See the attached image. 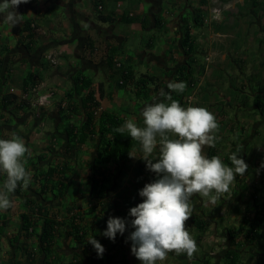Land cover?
<instances>
[{
    "label": "crops",
    "instance_id": "obj_1",
    "mask_svg": "<svg viewBox=\"0 0 264 264\" xmlns=\"http://www.w3.org/2000/svg\"><path fill=\"white\" fill-rule=\"evenodd\" d=\"M214 9L220 11L219 19L205 22ZM17 11L23 19L11 30L0 21V94L8 95L14 88L17 96L22 80L31 74L27 86L44 81L55 95L46 109H26L14 101L8 111L0 110V139H9L13 133L23 138L31 153L25 157L26 169L32 173L29 187H18L20 191L10 197L12 208L0 211V225L7 224L0 239V264H33L27 262V252L33 254L34 264H43V256L37 254L42 220H37L32 233L21 229L22 215L34 207L61 223L53 242L56 264H87L80 246L68 235L72 220L81 227L84 240L93 237L103 246L100 264H140L127 240L133 229L126 227L114 241L101 233L109 216L132 219L128 211L142 202L138 192L156 178L155 173L146 169L143 160L130 158L141 154L139 142L133 140L115 184L104 199L91 201L90 164L95 147L86 142L66 152L64 129L82 121L81 115L66 111V95L75 76L85 77L94 89L101 86L102 111L143 126L142 108L154 99L163 100L158 93L165 91L177 68L189 58L180 44L185 27L194 36L196 53L193 87L186 90L182 107H204L215 115L220 139L214 148H205L209 158L219 156L230 166L229 155L242 144L243 160L248 165L244 176H237L230 192L216 204L206 203L198 195L191 200L193 212L187 229L205 255L202 261L218 263L221 259L215 256L223 250L227 230L238 227L244 212L254 208L253 191L259 189L258 196L264 198V116L255 104L264 103V0H30ZM99 16L110 21H101ZM28 34L32 37L29 49L25 47ZM49 49L58 53L55 68L44 59ZM199 67H204L201 75ZM124 68H130L135 77L155 78L152 85L147 84L151 91L143 99L136 98L132 85H121ZM190 94L194 97L187 104L185 98ZM158 152L159 147L150 158L155 160ZM55 165L72 168L61 196L57 189L41 193V175ZM113 170L114 166H105V171ZM4 179L0 174V187ZM196 224H205L203 234ZM242 258L245 264L248 254ZM196 260L195 256L189 261L185 255L169 253L162 264H194Z\"/></svg>",
    "mask_w": 264,
    "mask_h": 264
},
{
    "label": "clouds",
    "instance_id": "obj_2",
    "mask_svg": "<svg viewBox=\"0 0 264 264\" xmlns=\"http://www.w3.org/2000/svg\"><path fill=\"white\" fill-rule=\"evenodd\" d=\"M29 2L2 0L0 21L10 30L19 25L23 16L17 8ZM167 88L180 94L185 91L186 83L170 81ZM158 95L163 100L154 99L141 110L143 126L127 119L113 130L139 142L141 154L130 158L143 160L156 178L139 190L142 202L128 211L132 219L109 216L106 230L101 233L114 241L118 233H125L126 227L133 229L127 240L131 241V254L140 264H162L169 253L185 255L191 261L199 250L187 229L193 212L192 197L198 195L206 203L216 204L230 192L236 177L244 176L248 169L240 156L242 144L229 155L232 166L219 156L206 155L205 148H214L220 139L216 135L219 125L212 112L204 107H182L163 89ZM157 147L159 152L153 160L150 157ZM26 155L31 153L22 137L13 133L9 139H0V174L5 177L0 187V211L12 208L10 197L18 187L27 189L32 182V173L26 169ZM87 243L98 257L102 256L104 248L96 239L90 237Z\"/></svg>",
    "mask_w": 264,
    "mask_h": 264
},
{
    "label": "trees",
    "instance_id": "obj_3",
    "mask_svg": "<svg viewBox=\"0 0 264 264\" xmlns=\"http://www.w3.org/2000/svg\"><path fill=\"white\" fill-rule=\"evenodd\" d=\"M97 8V4L94 5ZM101 21H110L106 17L99 16ZM196 18V23H198ZM29 29V24L25 26ZM181 48L183 54L189 57L185 65L180 66L175 71V76L172 82H185L186 88L183 93L177 94L171 92L167 86L165 92L172 95L173 99L179 101L181 106L184 104V97L186 90L193 87V69L194 55L196 53L194 36L190 34L188 27L183 28L181 31ZM31 35L26 36L27 45L31 43ZM204 72V67L198 68V74L201 75ZM169 73L168 75H170ZM33 76L28 74L24 77L21 83V90L26 91L27 85L31 82ZM257 81V78H256ZM155 82L154 77L141 75L135 77L130 68L121 69V85H132L133 94L138 99H143L151 91V88L147 87V84L152 85ZM35 84V83H34ZM164 86V85H163ZM158 87L154 88L157 91ZM103 97V91L101 86L98 85L96 89L92 87L91 80L85 77L75 76L73 78V86L66 95L68 98V105L65 106L66 111L71 115H81L82 121L78 126L70 125L64 129L67 135V147L66 152L74 150L75 147L85 144L86 142H93L95 147V153L93 160L90 164V169L93 175L90 187L89 197L90 200H102L106 197L108 190L115 184L119 177L120 166L126 163L128 154L133 146V140L130 136L116 134L113 130L116 127L121 126L124 122L119 116L107 112H96L100 107V100ZM74 98H78V102L74 101ZM19 103L18 97L8 94H0V110H9L14 101ZM183 100V101H182ZM22 103V102H20ZM24 108L26 104L22 103ZM255 104L260 111V114L264 116V103L255 101ZM26 109H30L29 107ZM264 142V137H263ZM236 146L232 150L235 151ZM243 159V151L240 154ZM43 160L44 157H39ZM231 166V161H228ZM112 165L114 170L112 172L105 171V166ZM72 168L65 165L50 166L46 173L41 175L42 190L41 193L48 189H57L59 196L63 195L67 189V174H70ZM20 188H17L16 192H19ZM259 189H255L251 195L254 208H248L244 212V216L240 221L238 227L230 228L226 233L225 249H223L217 256H220L218 263L216 264H243L242 254H248V259L245 264H264V198L259 197ZM264 194V192H262ZM261 193V194H262ZM42 220L41 232L39 234L37 251L38 255L43 256V264H56V258L53 251L54 239L59 234V228L61 223L55 218L47 216L43 213L40 207H34L26 214L22 215L21 229L25 233H32L36 227L37 220ZM6 222H1L0 225V239L3 235V229L6 227ZM205 224H196L197 229L201 234L205 232ZM68 235L71 236L77 245L81 248V254L87 261V264H100L101 259L97 256V253L88 240H84V235L81 227L74 223V220L67 226ZM95 239V238H94ZM97 240V239H96ZM98 241V240H97ZM99 242V241H98ZM223 255V256H221ZM215 256V257H217ZM27 262L33 261V254L27 252ZM209 260H204L200 264H210ZM17 264V263H16ZM71 264H75L71 263Z\"/></svg>",
    "mask_w": 264,
    "mask_h": 264
},
{
    "label": "built area",
    "instance_id": "obj_4",
    "mask_svg": "<svg viewBox=\"0 0 264 264\" xmlns=\"http://www.w3.org/2000/svg\"><path fill=\"white\" fill-rule=\"evenodd\" d=\"M210 1H216V0H210ZM98 9H101V7H98ZM219 17H220V11L218 9H214L212 11V16L209 19L205 20V22L210 23L212 21H217ZM57 55L58 53L54 49H49L44 52V59L51 68H55L58 65ZM9 93L16 97V91L14 90V88L10 89ZM54 95H55L54 90L48 87V85L44 81H40L35 84L29 85L26 88L25 92L19 90L17 97L19 102H22L27 105L26 108L29 107L31 109H46L53 102ZM193 97H194L193 94H190L185 98L187 104H189L192 101ZM100 111H101L100 107L97 108L96 112H100Z\"/></svg>",
    "mask_w": 264,
    "mask_h": 264
},
{
    "label": "rangeland",
    "instance_id": "obj_5",
    "mask_svg": "<svg viewBox=\"0 0 264 264\" xmlns=\"http://www.w3.org/2000/svg\"><path fill=\"white\" fill-rule=\"evenodd\" d=\"M222 247H223V245L221 246V248H222ZM194 256L198 259V260H196L195 262H192V263H194V264H200V263L202 262V257H203V256L205 257L204 253L202 254V252H201L200 250H198V252L195 253ZM197 261H198V262H197ZM185 263H186L185 261L180 262V264H185ZM178 264H179V262H178Z\"/></svg>",
    "mask_w": 264,
    "mask_h": 264
},
{
    "label": "flooded vegetation",
    "instance_id": "obj_6",
    "mask_svg": "<svg viewBox=\"0 0 264 264\" xmlns=\"http://www.w3.org/2000/svg\"><path fill=\"white\" fill-rule=\"evenodd\" d=\"M223 249H225V246L223 247ZM221 256H223V255H221ZM220 257V256H219ZM217 258H218V256H217Z\"/></svg>",
    "mask_w": 264,
    "mask_h": 264
},
{
    "label": "water",
    "instance_id": "obj_7",
    "mask_svg": "<svg viewBox=\"0 0 264 264\" xmlns=\"http://www.w3.org/2000/svg\"><path fill=\"white\" fill-rule=\"evenodd\" d=\"M93 157H94V155L92 156V159L91 160H93Z\"/></svg>",
    "mask_w": 264,
    "mask_h": 264
}]
</instances>
